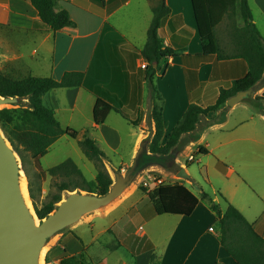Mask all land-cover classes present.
I'll return each mask as SVG.
<instances>
[{
    "label": "crops",
    "instance_id": "obj_1",
    "mask_svg": "<svg viewBox=\"0 0 264 264\" xmlns=\"http://www.w3.org/2000/svg\"><path fill=\"white\" fill-rule=\"evenodd\" d=\"M165 2L170 14L159 35L164 45L175 49L178 55L169 57L161 64L154 84L164 100V133L168 135L191 102L203 107L213 103L221 89L232 88L234 79L245 73V65L236 57L235 45L220 27V47L230 58L201 62L197 69L199 84L189 93L180 55L202 51L192 1ZM248 2L253 22L259 30V25H264V0ZM61 5L75 25L54 32L41 24L30 0H0V47L3 50L0 54V71L11 80L30 76L60 80L66 72H82L83 81L79 87L52 90L44 96L43 101L54 107L56 116L59 112L69 114V122L63 128L74 127L69 124L74 121L70 120L74 112L87 111L91 115L88 122L92 130V111L98 97L118 109L128 110L135 118L139 117V124L134 126L112 110L105 122L94 130L105 126L112 114L120 115L138 129V132H133L134 140L128 159H121L117 166L108 157L104 160L109 169L110 166L116 169L129 167L139 141L148 131L149 121L155 132L150 116L152 94L148 90V83L144 78V89H140L131 75V58L126 55L128 52L139 54L147 43V29L153 19L151 3L149 0H104L103 5H99L93 0H61ZM139 59L141 65L146 63L143 58ZM251 98L264 100V79L255 86ZM238 103L231 107L226 104L224 109L202 116L200 121L203 123L218 116L224 118L206 128L194 145L197 148L204 146L208 150L206 156L214 153L223 164V161L228 162L225 175L229 178L236 175L241 181L240 178L247 179V175H260L259 169L264 165V142L259 135L240 133L238 128L248 120L228 123L229 114ZM260 117L263 118L262 115ZM185 154L192 155L193 160L198 158L193 153ZM149 170L161 172L168 183L182 185L180 205L189 212L158 215L146 193L134 191L124 197L131 187L115 202H119L117 205L112 204L114 207L110 211L102 213L105 209L95 217L96 220H110L102 226L101 231L110 227L113 230V249L103 247L100 253L102 263L153 264L155 261L158 264H237L220 244V224L209 204L200 197L204 191L196 193L191 188L187 189L182 178L174 174L158 168ZM185 180L189 185L196 182L192 177ZM237 184V181H233L228 194H221L224 206L212 199L223 210L227 203L234 205L264 238V204L254 209L238 206L233 200ZM40 185V197L43 199L51 189V177L47 176ZM119 208H123L124 212L116 217L114 213ZM137 221L142 223L132 229ZM210 227L213 229L209 230ZM84 244L89 246L91 241ZM121 249L126 250L128 258L120 254Z\"/></svg>",
    "mask_w": 264,
    "mask_h": 264
},
{
    "label": "trees",
    "instance_id": "obj_2",
    "mask_svg": "<svg viewBox=\"0 0 264 264\" xmlns=\"http://www.w3.org/2000/svg\"><path fill=\"white\" fill-rule=\"evenodd\" d=\"M93 1L99 5L104 3V0ZM149 1L153 19L147 29V43L139 52V57L147 63L144 78L152 94L150 116L154 122L155 132L149 150L151 153L163 156L178 144L182 134L196 129L202 116L224 109L228 98L238 91L256 86L264 79V38L253 22L248 0H191L202 51L198 54L182 53L180 55L188 92L190 93L199 84L197 69L201 62L230 58L220 47L218 30L222 26L237 49L236 57L244 62L245 73L234 79L232 88L221 89L216 100L206 107L191 102L176 125L168 135H165L162 113L164 100L154 84V78L161 64L169 57L178 55V52L172 47L165 46L162 36L159 35L164 21L170 14L169 7L165 0ZM30 3L40 17L41 24L54 32L75 25L68 11L61 5V0H30ZM112 34L116 36L115 33ZM2 52L0 47V54ZM82 81V72H66L60 80L36 76L11 80L0 71V95L25 97L28 102L27 107L0 109V126L20 157L27 176L29 197L39 219L45 218L55 209L63 192L82 190L103 195L113 183L104 163L107 156L97 142L88 135L89 130H86L79 138L78 143L85 157L92 161L96 168L94 179H86L71 159H66L47 170L41 164V157L48 153L50 146L62 135L66 134L72 138L79 136L78 130L61 126L54 107L44 104L43 98L55 89L77 88ZM112 110L132 125L139 124V117L135 118L128 110L118 109L110 102L98 97L92 111L94 122L92 130L103 124ZM223 118L224 116L221 117ZM195 153L206 155L208 150L204 146H198ZM27 157L31 159L37 172V176L33 179L28 176L24 167ZM160 158L163 159V157ZM47 176L54 180L51 184L53 190L51 189L39 203L40 183ZM182 190L181 184L168 182L142 188L158 215L189 212L180 205ZM200 197L209 204L218 219L220 244L232 259L237 264H264V238L256 232L252 223L234 205L227 203L223 210L206 192H202ZM58 264L83 263L79 258L69 256L60 259ZM153 264L158 263L154 261Z\"/></svg>",
    "mask_w": 264,
    "mask_h": 264
},
{
    "label": "rangeland",
    "instance_id": "obj_3",
    "mask_svg": "<svg viewBox=\"0 0 264 264\" xmlns=\"http://www.w3.org/2000/svg\"><path fill=\"white\" fill-rule=\"evenodd\" d=\"M259 26V30L261 32L260 34L262 37H264L263 23H261ZM126 55L127 57L131 58V75H133L134 79L137 81V84L140 85V89L142 90L144 89V68L141 67L142 62L139 59V54L137 52H128ZM147 86L148 90L151 92L148 84ZM44 104L46 103L44 102ZM7 107L10 108L21 106L9 105ZM112 115L113 116L108 119V122L105 124V126L94 131L90 128L88 121L91 119V115L87 111L74 112L73 119H70L71 121H74L69 124H72L70 126H74L70 128L78 130V138H72L66 134L62 135L50 146L48 153L41 157L40 160L42 167L44 169H48L65 161L66 159H71L80 168L86 179H94L96 168L93 162L85 157L78 143L79 138H81L86 130H89L88 135L93 137L100 149L105 153L114 166H117L121 159H128L131 152L132 142L134 140L133 132H138V129L126 122L120 115ZM260 115H262L263 118H261ZM57 116L62 127L67 126L69 122V114L67 112H59ZM238 120H248L246 123H244V125H242V127L238 128L240 133L243 131L245 133L259 135V138H261L264 142V100L258 98L254 99L251 98V96H246L241 101H239V103L231 110L228 123L234 124ZM257 132L259 134H257ZM114 135L116 138H114ZM195 145L191 146L190 148L192 150L190 149L186 153H193L195 157H198L196 160L187 161V154H184L179 158L180 162L186 166L190 176L196 180L193 185H189L185 179H182L181 181L185 184V186H187V189L191 188V190L196 193L204 191L213 199L217 200L221 206H224L221 194L224 195L223 192L228 194V188L233 186V181H237L238 184L236 186L238 188L234 193L235 198L233 200L236 202V204H238V206L242 208L249 206L251 209H254L255 206H261L264 204V165L259 169L260 175H257L256 177L247 175V179L240 178L241 181H239V178L236 175H233L230 178L225 175V165H228V162L223 161V164L222 161L218 160L214 153L209 156L197 155L195 153L197 150ZM24 167L28 176L33 179L37 172L29 157H27ZM105 167L113 181V174L111 170L107 165ZM127 169L128 167H124V169L119 168L122 173H125ZM23 172L25 184L28 190L27 176L24 170ZM141 176H143V174ZM141 176L124 197L128 196L134 191H142V188H145L140 182ZM53 181L54 180L51 179V184ZM151 187H153V185ZM51 189L53 190L52 186ZM66 192H63L61 197H63ZM40 201L41 198H39V203ZM30 203L32 204L31 199ZM117 203L114 205H117ZM114 205L107 208L102 213H107L112 209V207H114ZM123 212L124 209L119 208L114 213V215L117 217L118 215L123 214ZM97 215H99V212L92 213L77 224L59 233L46 247L42 263H57L64 257L75 256L79 258L83 264H104L102 263L103 258L100 253L102 252L103 247L106 250H111V247L114 244L113 230L112 227H106L107 229H104L105 231H101L102 226L108 224L110 220L106 221L100 218L96 220L95 217H97ZM140 223L142 222L137 221V223H135V227H132V229L137 228L138 224ZM79 237H81L85 243L91 241V244L87 246L88 244H84V242H82ZM120 254L126 258L129 257L125 249H121ZM113 257L114 256H112V259Z\"/></svg>",
    "mask_w": 264,
    "mask_h": 264
},
{
    "label": "water",
    "instance_id": "obj_4",
    "mask_svg": "<svg viewBox=\"0 0 264 264\" xmlns=\"http://www.w3.org/2000/svg\"><path fill=\"white\" fill-rule=\"evenodd\" d=\"M254 92L255 86L238 91L227 99L226 104L234 106L246 96L253 97ZM9 105L27 107L28 102L25 97L0 95V109ZM220 119L221 116H218L204 123L199 121L195 130L182 134L178 144L163 156L149 150L154 136V129L149 121L148 131L139 141L126 172L122 173L110 166L113 183L105 194L67 191L55 209L43 219L36 215L27 187L26 194L22 189L24 172L20 157L0 126V264H41L44 248L59 233L86 216L107 209L151 168H158L178 178L190 179L179 158L201 138L206 128Z\"/></svg>",
    "mask_w": 264,
    "mask_h": 264
},
{
    "label": "built area",
    "instance_id": "obj_5",
    "mask_svg": "<svg viewBox=\"0 0 264 264\" xmlns=\"http://www.w3.org/2000/svg\"><path fill=\"white\" fill-rule=\"evenodd\" d=\"M147 63H143L141 67L146 68ZM187 161H192L194 158L192 155L187 156ZM141 184L145 188H150L152 185L157 186L162 183L167 182L164 175H162L161 172H158L156 170H147L143 173V176H141ZM213 228L210 227L209 230H212ZM50 264H58L56 262L50 263Z\"/></svg>",
    "mask_w": 264,
    "mask_h": 264
},
{
    "label": "bare ground",
    "instance_id": "obj_6",
    "mask_svg": "<svg viewBox=\"0 0 264 264\" xmlns=\"http://www.w3.org/2000/svg\"><path fill=\"white\" fill-rule=\"evenodd\" d=\"M22 189H23L24 193L26 194V184H25V180H24V178H23V182H22ZM45 249H46V248H44V250H43V252H42V256H41V264H43V263H42V259H43V255H44Z\"/></svg>",
    "mask_w": 264,
    "mask_h": 264
}]
</instances>
